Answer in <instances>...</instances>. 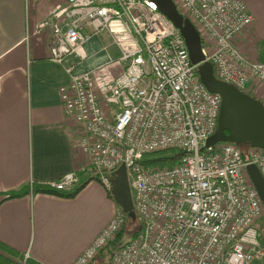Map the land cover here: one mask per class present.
<instances>
[{
	"label": "built area",
	"instance_id": "built-area-1",
	"mask_svg": "<svg viewBox=\"0 0 264 264\" xmlns=\"http://www.w3.org/2000/svg\"><path fill=\"white\" fill-rule=\"evenodd\" d=\"M174 2L199 32L202 61L217 78L242 91L251 82L264 88V58H247L233 41L254 19L243 0ZM42 26L50 28L48 59L58 64L102 30L121 48L116 75L102 65L82 73L65 66L70 81L59 87L88 172L110 191L116 168L127 170L141 229L109 264H264L257 223L264 205L246 171L254 164L264 180V148L248 147L244 158L232 142L204 146L220 96L199 80L171 21L149 0H66ZM167 150L179 154L174 165L142 164ZM79 180L71 170L44 186L69 191ZM124 219L118 208L71 264H91Z\"/></svg>",
	"mask_w": 264,
	"mask_h": 264
},
{
	"label": "crops",
	"instance_id": "crops-1",
	"mask_svg": "<svg viewBox=\"0 0 264 264\" xmlns=\"http://www.w3.org/2000/svg\"><path fill=\"white\" fill-rule=\"evenodd\" d=\"M65 1L0 0V241L39 264H71L118 209L86 168L88 158L77 146L78 128L59 87L70 81L65 66L72 64L78 73L102 64L115 70L121 50L110 33L99 31L87 35L63 64L49 60L50 28L42 22ZM243 1L254 19L233 41L247 58L262 60L264 24L256 0ZM244 92L264 104L259 84ZM71 170L84 182L73 196L33 190ZM22 187L25 193L5 197Z\"/></svg>",
	"mask_w": 264,
	"mask_h": 264
},
{
	"label": "water",
	"instance_id": "water-1",
	"mask_svg": "<svg viewBox=\"0 0 264 264\" xmlns=\"http://www.w3.org/2000/svg\"><path fill=\"white\" fill-rule=\"evenodd\" d=\"M181 33L189 58L196 65L201 83L220 96L217 124L214 132L205 139L204 146L218 142H232L249 147L264 148V104L235 85L217 78L209 61H202L200 35L194 24L177 7L174 0H149ZM202 61V62H201ZM246 171L264 205V180L254 164ZM110 195L117 206L131 219H135L127 170L121 163L111 179Z\"/></svg>",
	"mask_w": 264,
	"mask_h": 264
},
{
	"label": "trees",
	"instance_id": "trees-1",
	"mask_svg": "<svg viewBox=\"0 0 264 264\" xmlns=\"http://www.w3.org/2000/svg\"><path fill=\"white\" fill-rule=\"evenodd\" d=\"M238 145V144H237ZM242 150V156L246 157V149L249 147L248 145L239 144L238 145ZM165 151L154 153L146 159L142 161V164L149 167H164V166H172L174 165L179 158V154H165ZM84 182H79L74 187H72L69 191H60L52 189L48 186H35L33 190L36 191H44L48 193H56L64 196H73L82 186ZM109 196L110 191H107ZM25 193L24 188L22 187L20 190H11L5 194L6 198H13ZM119 208V207H118ZM136 217V216H135ZM124 224L121 229L116 233L114 238L110 240L103 249H101L97 255L92 260L91 264H109L112 253L124 246L128 241H130L134 236L138 234L141 229V225L137 221V218L134 220L131 219L124 213ZM264 244V238L262 240ZM0 251L4 252L8 256H5L3 253H0V264H39L37 262L29 261L28 259H23V256L15 249L10 247L4 242L0 241ZM96 257H100L102 259L101 262L97 261ZM14 259V260H13Z\"/></svg>",
	"mask_w": 264,
	"mask_h": 264
},
{
	"label": "rangeland",
	"instance_id": "rangeland-1",
	"mask_svg": "<svg viewBox=\"0 0 264 264\" xmlns=\"http://www.w3.org/2000/svg\"><path fill=\"white\" fill-rule=\"evenodd\" d=\"M255 7V11L258 13V19L260 21V24H264V0H256L255 3H254ZM102 31H106V30H102ZM108 32V31H107ZM109 33V32H108ZM111 41L116 44V42L114 41V38L113 36H111ZM117 45V44H116ZM118 46V45H117ZM119 47V46H118ZM118 49H121V48H118ZM76 53V52H75ZM118 60V63H117V68L115 70H113L114 68H112L113 70V73L112 75H116L117 73H119V71H121L122 69V66L119 62V58L117 59ZM66 67H71L73 68V65L70 64V66H66ZM66 67H65V70H66ZM109 69L107 66H105L104 64H102V68H101V71L102 73H105L106 70ZM110 70V69H109ZM111 70V71H112ZM107 85V84H105ZM165 154H172L174 153L172 150H167L164 152ZM257 223L259 224V241L260 243L262 242L263 238H264V212L263 214L260 216V218L257 220ZM263 243V242H262ZM97 261L101 262L102 259L100 257H96Z\"/></svg>",
	"mask_w": 264,
	"mask_h": 264
},
{
	"label": "bare ground",
	"instance_id": "bare-ground-1",
	"mask_svg": "<svg viewBox=\"0 0 264 264\" xmlns=\"http://www.w3.org/2000/svg\"><path fill=\"white\" fill-rule=\"evenodd\" d=\"M252 83H254V82H251L250 84H252ZM250 84H249V85H250ZM249 85H248V86H249ZM259 100H260V99H259ZM260 101H261V100H260ZM252 184H253V183H252ZM253 186H254V185H253ZM256 191H257V190H256ZM257 193H258V192H257ZM259 198H260V197H259ZM260 200H261V199H260Z\"/></svg>",
	"mask_w": 264,
	"mask_h": 264
}]
</instances>
